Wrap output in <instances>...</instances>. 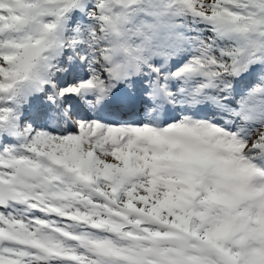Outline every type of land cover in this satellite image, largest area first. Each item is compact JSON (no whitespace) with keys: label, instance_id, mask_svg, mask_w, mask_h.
<instances>
[{"label":"snow or ice","instance_id":"obj_1","mask_svg":"<svg viewBox=\"0 0 264 264\" xmlns=\"http://www.w3.org/2000/svg\"><path fill=\"white\" fill-rule=\"evenodd\" d=\"M0 264H264V0H0Z\"/></svg>","mask_w":264,"mask_h":264}]
</instances>
